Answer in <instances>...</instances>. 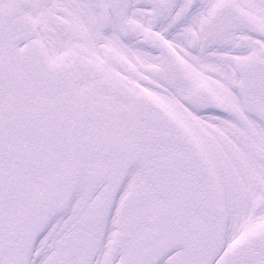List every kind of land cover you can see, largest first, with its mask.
<instances>
[{
    "label": "snow or ice",
    "instance_id": "snow-or-ice-1",
    "mask_svg": "<svg viewBox=\"0 0 264 264\" xmlns=\"http://www.w3.org/2000/svg\"><path fill=\"white\" fill-rule=\"evenodd\" d=\"M0 264H264V0H0Z\"/></svg>",
    "mask_w": 264,
    "mask_h": 264
}]
</instances>
